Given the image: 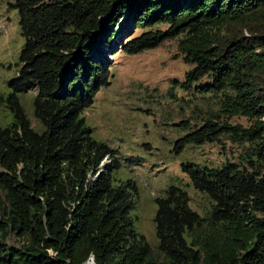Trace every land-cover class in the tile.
<instances>
[{
	"label": "trees",
	"instance_id": "16d2710c",
	"mask_svg": "<svg viewBox=\"0 0 264 264\" xmlns=\"http://www.w3.org/2000/svg\"><path fill=\"white\" fill-rule=\"evenodd\" d=\"M25 39L12 91L0 103L14 121L0 126V264H264V0H14ZM130 13L145 30L122 46L127 54L180 38L193 66L183 82L219 97L220 110L175 145H202L228 136L250 143L243 163L222 167L187 162L194 188L213 202L208 219L188 192L171 185L156 199V235L164 262L153 256L132 214L139 187L119 182L116 151L95 138L84 112L111 73L93 55L111 47ZM247 30L251 35H245ZM36 90L33 128L20 94ZM252 121L232 124L233 117ZM109 162L104 164L105 160ZM207 222L215 231L204 239Z\"/></svg>",
	"mask_w": 264,
	"mask_h": 264
},
{
	"label": "rangeland",
	"instance_id": "374dc122",
	"mask_svg": "<svg viewBox=\"0 0 264 264\" xmlns=\"http://www.w3.org/2000/svg\"><path fill=\"white\" fill-rule=\"evenodd\" d=\"M13 2L0 0V95L4 97L12 91L9 83L18 74L25 44L19 13L10 6ZM109 28L121 33L111 47L97 45L93 55L109 67L110 84L99 91L84 116L95 138L116 151L122 165L116 172L117 180H136L139 191L132 211L136 217L135 228L146 237L154 258L163 263L165 258L156 235V199L164 197L169 186L179 185L188 192L192 208L208 219L213 202L194 188L183 171V164L194 162L220 168L228 162L243 163L252 145L234 143L228 136H222L213 143L188 144L176 154V142L190 128L201 127L207 118L219 112V97L201 91L208 79L190 91L175 83L183 82L193 68L179 54L180 38L165 40L156 48L131 55L124 52L122 46L145 30L133 27L130 13ZM36 94V90L27 91L20 94V100L33 128L42 132L44 128L34 114ZM13 121L12 110L0 103V126L6 127ZM229 121L245 127L252 124L244 116ZM108 162L109 159L105 160V164ZM214 231L205 222L197 233L207 239Z\"/></svg>",
	"mask_w": 264,
	"mask_h": 264
},
{
	"label": "water",
	"instance_id": "95a60500",
	"mask_svg": "<svg viewBox=\"0 0 264 264\" xmlns=\"http://www.w3.org/2000/svg\"><path fill=\"white\" fill-rule=\"evenodd\" d=\"M114 14H115V11L108 17V19L105 21V23H104V25H103V30L104 29H108L109 28V18H112L113 16H114ZM134 27V26H133ZM135 28V27H134ZM117 36H119V34L118 33H116V37ZM114 42V41H113ZM105 47H107L108 48V46L107 45H105ZM105 164V162L103 163V165ZM86 264H96L95 263V259H94V256H92L91 258H90V260L86 263Z\"/></svg>",
	"mask_w": 264,
	"mask_h": 264
}]
</instances>
